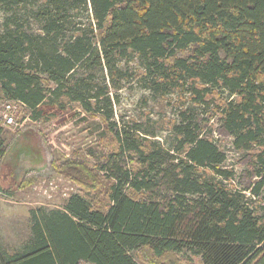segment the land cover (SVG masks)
Wrapping results in <instances>:
<instances>
[{"label": "trees", "instance_id": "obj_1", "mask_svg": "<svg viewBox=\"0 0 264 264\" xmlns=\"http://www.w3.org/2000/svg\"><path fill=\"white\" fill-rule=\"evenodd\" d=\"M1 1L0 98L36 122L75 105L111 141L94 164L54 158L55 172L93 199L76 193L61 209L32 210L29 239L13 252L0 242V264H181L187 254L264 264V0ZM133 79L190 101L171 142L119 124L117 92ZM198 110L218 116L250 158V196ZM2 132L0 120V161ZM0 192L13 196L1 183Z\"/></svg>", "mask_w": 264, "mask_h": 264}, {"label": "rangeland", "instance_id": "obj_2", "mask_svg": "<svg viewBox=\"0 0 264 264\" xmlns=\"http://www.w3.org/2000/svg\"><path fill=\"white\" fill-rule=\"evenodd\" d=\"M5 20L6 13L0 0V30ZM30 25L32 29H38L36 22ZM128 66H135L133 72L139 74L137 63L129 61ZM134 79L131 83H123L122 90L117 92L115 114L119 124L128 128L140 127L164 144L171 142L172 125L179 111L189 106L190 101L181 100V93L167 97L153 95ZM6 103L0 98V112ZM15 107L18 111L15 125L4 128L2 132L5 156L0 161V183L4 189L13 192V196L0 192V242L11 252L31 235L32 210L61 209L76 193H82L88 199L94 197L55 172L52 166L54 158L83 159L94 164L103 156L105 142L111 141L109 136L101 137L104 128L99 119L88 117L82 122L75 116L78 113L75 105L64 114L50 113L39 122L31 120L25 107ZM210 114L213 113L205 114L201 110L195 113L199 116L204 135L226 153V166L236 173L235 186L250 196L247 189L255 180L249 167L250 158L234 149L233 137L221 127L218 116L208 121ZM22 182L28 184L20 188ZM181 264L203 263L200 257L187 254L182 256Z\"/></svg>", "mask_w": 264, "mask_h": 264}, {"label": "built area", "instance_id": "obj_3", "mask_svg": "<svg viewBox=\"0 0 264 264\" xmlns=\"http://www.w3.org/2000/svg\"><path fill=\"white\" fill-rule=\"evenodd\" d=\"M15 105H20L24 107L23 105L13 102V101H7L6 105L4 106L3 111L0 112V120H1V127L4 129L6 127H11L12 125H15L16 119L18 117V111L15 107Z\"/></svg>", "mask_w": 264, "mask_h": 264}]
</instances>
